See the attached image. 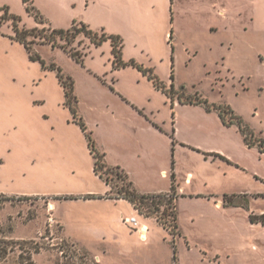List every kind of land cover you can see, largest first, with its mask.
Returning <instances> with one entry per match:
<instances>
[{
	"label": "rangeland",
	"instance_id": "1",
	"mask_svg": "<svg viewBox=\"0 0 264 264\" xmlns=\"http://www.w3.org/2000/svg\"><path fill=\"white\" fill-rule=\"evenodd\" d=\"M31 1L46 22L42 23L36 12L28 11L23 0H0L2 34L9 36V32H13L15 35V20L11 18L14 15L21 28L41 29L50 25L56 29H67L73 23L83 22L99 35H119L123 39L125 61L134 60L146 68H152L161 80L170 81L166 84L168 88L174 82L178 91L183 90L181 86H184L188 94L198 93L210 102L229 104L247 125L264 137V61L259 58V54L264 53V35L249 34L243 30L244 26H248V21L245 14L239 15V11L249 7L248 0H238L237 5L234 0H225L224 5L219 0ZM221 7L226 10L224 19L218 15ZM210 26L219 27V33L214 36L205 34ZM191 31L196 33L189 34ZM219 39H223L224 45L215 43L213 48L209 45ZM0 45L5 46L4 43ZM36 45H33L34 48ZM38 45L39 54L47 64L56 63L65 77L74 81L77 112L83 117L97 148L99 142L117 157L126 154L118 143H125L130 151L140 148L141 144L131 136L132 124L127 119L119 123L108 118L107 124L98 127L93 121L101 113L91 108L92 102L109 101L125 115L124 109H127L120 96L133 98L148 115L136 122L139 137L145 148L150 149L149 145H153L156 152L153 156L145 155L146 165L143 167L147 170L142 171L143 175L152 177L157 186L165 187L169 179L164 178L160 170L174 162L176 168L177 164L180 167L181 185L187 191L201 195L184 197L178 202L182 236L178 235L179 232L172 234L156 219L163 216L166 205L162 206L165 208L159 207L158 213L148 212L146 207L144 213L137 211L138 219L151 225L154 240L149 247L132 245L127 254L120 255L124 253L122 244H105L87 234L95 219L103 217L111 223L117 237L131 236V231L136 230L134 227L122 220L121 224L115 222L121 219L119 208L123 207L121 209L130 215V206L122 204L113 210V214H100L94 208L65 202L62 200L64 193H55L73 191L77 184H87L88 180L76 177L72 169L79 165L84 170L88 166L86 163L91 161L87 150L88 138L82 137L80 143H76L78 146L72 149L73 153L70 152L73 157L65 152L64 160L60 155L62 159L57 163L51 161L50 165L39 156L31 157L34 151L20 153L18 156H27L26 160H18L13 166L17 168L16 172L11 169L12 166H5L6 170L3 169L0 174V177H4L1 184L9 181L26 190L49 194L52 198L0 193V254L4 248L8 252L5 257L0 256V264H97L94 255L105 251L110 255L108 262L103 264H264V226L262 222H252L250 219L251 214H264V192H260V184L250 178L253 173L250 170L232 173L226 168L221 169L216 163L202 162L196 154L184 153L177 162L173 151L178 139L177 126L180 130L178 135L192 142L208 141L200 134L206 130L216 140H221L213 146L225 150L227 154L217 153L225 157L224 161L233 163L229 158L235 157L248 161L251 166H262L264 162L258 164L255 151L243 147V139L237 128L223 127L216 115L213 116L215 118L209 117L203 109L178 108V116L173 101L162 90L155 88L153 80L144 76L137 67L130 65L114 70L109 39L96 45L89 37L80 34L72 44H68V50L54 48L51 44ZM193 45L198 49L195 57ZM2 46V61H6L10 55L14 91L18 99L34 104L28 113L32 120V149L40 152L41 147L46 145L47 128L51 132L52 127L51 120L48 122L43 118L44 113H53L57 121H66L67 117L75 121L66 104V88L59 81L57 72L51 69L44 71L39 64L30 63L23 47ZM76 50L83 56L81 61L71 56L70 51ZM172 65L174 79L171 78ZM66 80L68 83L71 81ZM114 82H117L118 88ZM64 97L68 109L57 110V103L62 102ZM175 98H178L176 93ZM152 122L156 125L154 131ZM63 127L71 134L74 131L66 122ZM118 131L119 134L115 136ZM76 133L75 130V136ZM124 157L133 162L128 154ZM54 168L64 169V177L44 180L47 171ZM188 171L194 174L190 184L184 181ZM103 175L108 179L112 193L117 194L124 182L106 169ZM219 175L221 181L218 180ZM229 190L236 193L247 190V194L231 193ZM45 191L49 193H42ZM206 193L240 195L238 201L247 206L226 205L221 208L216 204L217 199L205 197ZM51 202L56 207L51 208ZM170 210L168 208L166 211ZM61 219L68 232L84 234L79 243L72 242L64 235ZM171 219L168 216V220ZM137 254H142L145 260L136 259Z\"/></svg>",
	"mask_w": 264,
	"mask_h": 264
},
{
	"label": "crops",
	"instance_id": "2",
	"mask_svg": "<svg viewBox=\"0 0 264 264\" xmlns=\"http://www.w3.org/2000/svg\"><path fill=\"white\" fill-rule=\"evenodd\" d=\"M234 1H236V5H237L238 0H234ZM224 2L225 0H219V3H221V5H224L223 4ZM248 2L250 5L247 9H244L243 11L238 10L239 15L245 14L246 21H248V26H244L243 30L245 33H249V34L254 33V34L264 35V0H248ZM218 15L221 16L222 19L225 18L226 10L224 7H221L218 10ZM12 33L13 32L11 33L9 32L10 35L6 36L0 32V44L4 43L5 45V46H2V45L0 46L6 47V48H11V47L15 48V46L19 45L23 47V49L25 50L28 61L30 63L39 64L41 66V70H44V71L49 70V69L43 68L42 64L39 61L32 60L24 44L17 41L13 37L14 33L13 34ZM179 33H182V32H179ZM191 33L193 34L196 32L194 31L189 32V34ZM218 33H219V27H216V26H210L209 28H207V31H205V34L209 36H214V35H217ZM215 43L220 44V46H222L224 45L225 42L223 41V39H219L216 42H211L209 45H211L213 48ZM38 46H39L38 44L35 46V50L37 52L40 51V48ZM112 48L113 47L111 44V54L114 57ZM194 49H195V52L193 56L195 57L198 54V49L196 46L194 47ZM173 55L175 56V51ZM262 55H264V53H260L259 58L261 61H264V58H262ZM124 68H127V66L122 67V68H114V70L118 71ZM12 70H13V67L11 65L10 55L8 56L6 61H2V55L0 52V174L3 173L1 172L3 169L4 171L6 170L5 166H10V167L12 166L11 169L13 170L15 169L13 166L19 162L18 160L20 159L26 160L27 156L19 157L18 155L20 153L26 154L27 151L29 152L34 151V154L31 157L39 156L42 161H44L46 164H49V165L51 161H53V163H57V160L62 159L65 152L68 153L69 156L73 157V155H71L73 153L72 149L75 146H78L76 143L79 144L82 137L83 139L87 137L85 132L83 131V129L80 127V125L77 122L73 120L71 121L70 118L67 117L66 121H60V120L57 121L58 118H54V114L49 113V112H46L43 114V118H45V121L49 122L51 120L50 122L52 123L51 132L47 128L48 136L46 139V145H43L41 147L40 152L38 151V149H32V140H31L32 134L30 132L32 128L31 126L32 120L29 117L28 113L30 110H32V106L34 107V104L31 101L22 102L21 100L18 99V96L14 91ZM51 71L56 72L55 70H51ZM143 75L146 76L144 73ZM119 79L120 78H118V81ZM165 83L167 84L168 82H165ZM114 85L116 86V88H118L117 82H114ZM120 97L122 100V104H124L125 108L127 109L126 111L124 109V112L126 113L125 115H123L121 110H118L117 107H115L109 101H106L104 103H98V102L91 103V108L101 113V114H98L95 120L93 121L94 125L98 127L100 126L103 127L109 121L108 118L115 120L119 123L121 120L127 119V121H129L132 124L133 133L131 134V136L134 137L135 140L137 139V142L140 143L141 146L140 148L136 149V151L135 150L130 151L129 146L125 145V143H118L119 147L122 150H124L123 153H126L125 155L128 154L129 157H131L133 162H130L128 158H125L124 157L125 155L119 156V157L112 155L106 149V147L100 144L99 142H98L97 149L101 153L104 154L105 163L108 166L117 168V170L125 173L128 177V180L132 182V187L140 194H160V193L170 192L172 191V187L174 184L175 186L174 192L176 194L177 216L179 217V210H178L179 200L184 197H194V196L200 197L201 194L189 192L185 189L184 185H181L180 167L177 164V168H176L175 163L174 165L173 163H168L167 166L163 167L160 170L161 175L164 178L169 179L168 180L169 184L165 187L157 186V184H155V181H153L152 177L149 178L147 174L143 175L144 173L142 171L147 170L146 167H143L146 165V161L144 160L145 155L148 154L149 156H153L156 154V152H155V149L153 148V145H149L151 147L150 149L145 148L146 146L143 144V142L141 141L139 137V134H138L139 125L136 122H138V120L140 119H143L144 117H147L148 115L146 114L145 110L140 108V105H137L138 103L133 98H129V97L126 98L123 95H121ZM64 100H65V97L62 100V102L57 103V107H58L57 110L59 109L67 110L68 109V106H66ZM43 101L44 100H42V102ZM174 105L177 108L178 116H180L178 108L193 107V108L203 109L206 112L205 114L209 117L215 118L213 116L216 115L219 122L222 124L223 127H227V128L235 127L238 130V127L236 125H231V126L225 125L222 122L218 112L215 110L208 111L202 105L181 103L178 98H175ZM110 115L112 117H109ZM65 122L68 124L69 128L74 129L72 134L70 133L69 130L67 132L65 131V127H63ZM88 123H91V122L88 121ZM152 123L154 127L151 126V128L154 131L156 130L155 128L156 125L154 122ZM18 127H20L21 129L18 130ZM177 128L179 129V126H177ZM178 129H177L178 139H176L175 141L174 150H173L174 153L176 154L177 162H179L180 158L182 157L184 153H188V154L198 155V158L201 159L202 162H206L212 165L216 163L217 165H219V167H221V169L226 168L232 173L236 172V170H238L239 172L250 170L253 173V177L250 176V178L251 179L254 178L255 182L259 183L261 186L260 192H264V163L262 166L260 165L251 166L249 162L246 160L242 161L238 158L231 157L229 159L234 161L233 163H236V165H233V163L228 162V161L226 162V160L224 161L222 157L217 155V153H221V154L223 153L227 154V153L225 152L223 148H217L213 146L215 143H220L221 140L219 141L216 140L215 137L212 134H210L209 131L205 130L204 132L201 131L200 133L201 135L204 136L203 138H208L207 139L208 141L200 140L199 142H192L186 137L179 136L178 134L180 130ZM75 130L77 131L76 136L74 134ZM119 132L120 131L116 132L117 134L115 133L116 134L115 136H117ZM238 132L240 133L243 139V147L247 150L255 151L256 157L258 158V161H259L258 164L261 162H264V153H262L256 146H253V147L248 146L245 143L244 137L241 134V132L239 130ZM87 147H88L87 150H89V154L91 156V161L86 163L88 164V166H85L84 170L79 165H77L75 169H72L73 171L72 173L74 175L76 174V177L79 176V178L81 177V179H87L88 180L87 184L86 183L77 184V188L73 191H64V192L56 191L55 193H64L62 195V200H64L65 202H73V203H77V205L79 206L83 205L89 208H94L95 211L96 212L98 211L100 214L102 213L113 214L112 213L113 210L118 209V207H121L120 205L122 204H126L130 206L131 208L129 210L130 215L125 213V210L121 209L123 207L119 208L121 211V219L119 218L117 219V221H115L117 224H121L120 221L121 220L123 221V218L125 217H130V216L137 217L136 212L139 210L136 209V207L131 201L125 198H115V197L109 196V193L110 192L112 193L111 186L95 170V157L90 149L88 139H87ZM193 147H196L199 150L194 149ZM195 150L197 151L195 152ZM71 151L72 153H70ZM60 155L62 158H59ZM134 160L137 162H135ZM73 163H74V160H73ZM16 170L17 168L13 171L16 172ZM173 172L175 174L174 180L172 179ZM64 174H66V171H64V169L54 168V169L47 171L46 178L44 177V180L48 181L49 179H53V178L54 179L62 178L64 177ZM221 176L224 177L225 174L224 175L221 174ZM221 176L220 175L218 176L219 181L222 180ZM257 176H259L260 178H258ZM193 177H194L193 172L188 171L184 179L185 183L190 184L193 180ZM2 178L4 177H0V193L1 194H5L8 196L40 195V196H47L49 198H52V196H49V194H39L38 191L26 190L20 187L18 184L15 185L14 183L9 182L8 180H7L8 183L1 184ZM224 191H227V190H224ZM229 191H231V193H236V192H233L234 190H229ZM42 193H49V192L45 191ZM223 193H219V194L206 193L205 197H214L215 199H217L216 200L217 206H220L221 208H223L224 206H226L224 204V195H222ZM236 194L246 195L247 190H243V191L240 190L239 193H236ZM236 194H232V195H236ZM69 196H75V198H70ZM52 207H56V204L55 203L53 204L51 202V208ZM80 208H83V207H80ZM148 219H151V217H148ZM178 219H177L178 229H179L178 235L182 236V231L180 229ZM61 221L63 223L62 219ZM138 221L140 224L139 227H141L142 225H147L148 227V231L145 236L141 235L140 229L139 230L136 229L135 231H131V236L127 238L117 237L118 235L114 234L111 223L109 221L107 222L103 217H97V219H95V221L89 226V231L87 235H89L90 238H97L99 239L100 242H103L105 244H112V245L122 244L123 245L122 248H124L122 252L124 253H120V255H125L129 251V249L133 247L132 245L149 247L152 245V241L154 240L151 234L152 233L151 225L147 222H143V221L141 222L139 219ZM63 231H64V235L74 243H79V241H81V238L84 236L82 232L81 233L76 232V231L68 232L64 223H63ZM107 252L108 251H105L103 253L97 252L94 255L95 257L94 259L98 261L97 264H103L105 261L106 263L108 262L109 260L108 254L110 255V253H107ZM148 256L151 257L150 252ZM135 258L139 260H145L142 254L135 255Z\"/></svg>",
	"mask_w": 264,
	"mask_h": 264
},
{
	"label": "trees",
	"instance_id": "3",
	"mask_svg": "<svg viewBox=\"0 0 264 264\" xmlns=\"http://www.w3.org/2000/svg\"><path fill=\"white\" fill-rule=\"evenodd\" d=\"M23 1L27 4L28 11L36 12L40 21L42 23L46 22L44 17L41 15L40 11L33 5L31 0H23ZM8 15L9 12L7 10V16ZM8 18H10V16ZM11 18H14L15 20L14 22L15 35L13 37L17 41L24 44L32 60L39 61L42 64L43 68L45 69L55 70L57 72L60 82L65 86L66 97L68 99L66 104L70 107L74 115V120L80 124L81 128L83 129V131L85 132L88 138L90 149L95 157L96 172L100 174L101 177L104 178L103 173H104V169H106L107 172H111L115 174L118 177V179L124 182L121 188L118 189L117 194H113L110 192L109 196L115 198L128 199L134 204L136 209H138L142 213H144L143 212L144 207L147 208L148 212L156 211L158 213V211L160 210L159 209L160 205L165 204L166 209H164L162 212L163 216H157L156 219L164 226V228L168 229L172 234L176 235L179 232L178 223H177L178 216H177L176 203L173 200L166 199L164 197L165 193H160V194L138 193L132 187V182L128 180V177L125 173L117 170V168L110 167L105 163L104 154L97 149L92 134L90 131H88V128L83 120V117H81L77 112L75 103L77 104L78 100L76 95L74 94V81L70 77L66 78L61 67L58 66L56 63L53 62L50 65H48L45 59H43L42 56L39 54V52L35 50L33 46L34 44H38V43L51 44V46L54 48L60 47L63 48L64 50H68L67 49L68 44H72L80 34H84L85 36L89 37L92 43L96 45H100L104 40L109 39L113 47L112 52L114 55V59H113L114 68H122L128 65L137 67L145 75H147L150 80H153L156 88L162 90L173 101V105H174L175 93H176L181 103L202 105L208 111H212V110L217 111L222 122L225 125L227 126L236 125L238 127V130L243 135L244 141L248 146L250 147L256 146L262 153H264V137L261 134H257L249 125H247L244 122L243 117L238 113H236V111L229 104H217L214 102H210L209 99L199 95L198 93H196L195 95L188 94L186 93L184 86H181L183 90L178 91V89L175 88L174 82H172L171 88H168L166 86V83L163 80H161L157 75H155L154 70L152 68H146L143 65L138 64L134 60L125 61L123 59V54H122L124 44L121 36L114 34L108 35L106 33H102L101 35H99L96 31L92 30L87 24L83 22L73 23V25L67 29H56L51 27L50 25L45 26L41 29L37 27L33 29L21 28L17 22L18 18L14 15H12ZM78 52H79L78 50L74 52L70 51L71 56L74 59H76L77 61H81L83 59V56ZM173 66L174 65H172V69ZM65 78L70 79L71 80L70 83H68ZM171 78L174 79V69L172 70ZM171 136L172 138H174L173 134ZM217 155L222 158H225L220 154ZM174 178H175V174L173 172L172 179L174 180ZM104 179L109 184L108 179L107 178ZM174 189L175 186L173 184L172 192L175 194ZM69 197L75 198V196H69ZM239 197L240 196L238 195L225 194L224 204L233 205V206H238L242 204V206H247L246 203H241L238 201ZM168 208L171 209L170 212L166 211L168 210ZM168 216L172 217L170 221L168 220ZM250 219L252 222H262V224L264 225V214L261 215L251 214ZM7 253H8L7 248H4L0 256L5 257Z\"/></svg>",
	"mask_w": 264,
	"mask_h": 264
},
{
	"label": "built area",
	"instance_id": "4",
	"mask_svg": "<svg viewBox=\"0 0 264 264\" xmlns=\"http://www.w3.org/2000/svg\"><path fill=\"white\" fill-rule=\"evenodd\" d=\"M164 197L166 199H170V200H173V201L176 200L175 199L176 198V194H174L172 191L166 192L164 194ZM163 205L165 206V204H162V205H160V207H162ZM162 208H165V207H162ZM123 221L126 222V223H129L132 227H134L137 230L140 229L142 236L146 235V233L148 231L147 225H142L141 227H139L140 224H139V221H138L136 216L125 217V218H123Z\"/></svg>",
	"mask_w": 264,
	"mask_h": 264
}]
</instances>
